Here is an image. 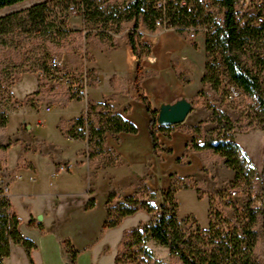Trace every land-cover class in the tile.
Listing matches in <instances>:
<instances>
[{
	"label": "rangeland",
	"instance_id": "rangeland-1",
	"mask_svg": "<svg viewBox=\"0 0 264 264\" xmlns=\"http://www.w3.org/2000/svg\"><path fill=\"white\" fill-rule=\"evenodd\" d=\"M40 1L50 3L51 10L47 21L62 22L61 26L66 30L81 29V16L77 12L70 11L71 5L67 6L64 0H29L13 7L0 8V16L27 8ZM250 3L263 5L264 0H241L238 8L248 6ZM213 11L216 15L215 20L219 21L222 18L223 9L218 7ZM132 24V21L125 23L121 31L115 35L116 39L127 34V28H131ZM140 28L143 33H152L143 18L139 21ZM158 31L160 30L155 32ZM173 31L184 40H189L188 32L175 29ZM88 42L106 47L99 44L93 35L83 37V35L68 34L61 41L52 43L42 35L20 30L0 34V112H3L8 120L5 128L0 127V144L15 142L18 139L22 141L18 143L25 150L34 152L50 141L56 142V139L62 136L66 138L58 127L59 123L61 120L77 117L80 110L85 107L84 91L96 88L97 97H100L101 92H108L109 84L115 85V77H108L107 71L100 66L101 68H98L99 87H96L98 79L93 73L90 74V69L87 67L89 62L93 61L88 51ZM241 46L244 49L241 52V58L252 73L259 76L260 88L264 92V63L260 61L264 58V36L253 40L246 39ZM118 54L123 56L122 51ZM53 56L62 61L61 69L73 76L70 77L72 86L56 81L46 73L49 72V59ZM210 60L215 68V77L219 81L218 92H215L210 84H206L205 94L191 101V114H197V119L188 128L199 125L201 131L205 132L216 127L209 105L225 112L237 126L243 128V130H233L231 136L249 158L255 177L250 184L240 183L232 187L230 183L234 178L233 170L226 167L224 159L210 149L202 150L201 167L195 174L186 177L171 174L166 186L159 185L157 190L149 186L151 178L147 172H142V177L138 173L139 176L136 179L129 178L132 179L130 186L122 183L124 174L129 177V173L125 170H116L111 180L106 176L99 177L98 182L101 186L97 189L110 190L106 202L107 220L94 242L88 248H83L77 264H91V260L95 264H114L112 255L117 248L122 250L119 243L125 231L134 232V234H130L129 246L124 249L127 254L124 264H143L138 256V251L142 249L162 264H181L178 257L171 255L168 247L162 245L155 235L153 226L159 206H164L166 209V224L170 229L176 228L182 231L190 246L194 248L215 250L214 252L221 258L218 264H239L238 255L247 240L242 234L247 221L246 216L251 211L256 213L257 223L253 229L257 235V245L252 264H264L262 225L264 189L259 180V176L264 173V119L260 115L255 98L246 94L229 78L221 52L214 51ZM98 61L100 64L103 63L100 56ZM82 72L87 74V88L83 91L81 100L71 99L73 94H76V90L82 87L81 84H75ZM93 81L96 82L93 83ZM120 84L127 91L128 82L124 80L120 81ZM229 88L238 90L239 94L235 99L224 98ZM134 89L140 93L138 85H135ZM86 107L82 112L86 110ZM189 131L196 141L203 142L202 134L199 135L191 129ZM36 139L45 141V144L36 142ZM12 151L15 158V150ZM6 152L0 149L3 174L6 173ZM66 157H72V155ZM112 157L114 156L108 154L94 160V163L100 168L105 167L104 163ZM30 159L37 166L38 177L31 183L27 179L28 172H22L25 178L15 187V192L23 191L30 195L26 199L16 200V203L21 206L19 208L21 211L26 205L35 211L48 210L44 223L46 227L52 228L51 232L54 234L58 228L56 223L64 227L69 220L70 213L66 208V202L67 204L76 203L78 206L82 204L85 211L92 209L95 194L92 187L88 188L86 195H80L81 197L63 198V196L55 197L54 194H50L56 190V187L78 191L81 182L74 180V176H77L75 171L68 172L70 175L61 179H52L48 157L34 154L30 156ZM21 161L22 159L19 160L18 167L23 166ZM157 176L162 182L166 173L159 172ZM231 190H235L236 194L231 195ZM225 202H231L234 207L225 205ZM247 204L252 207L250 210ZM120 217L122 220L117 226L108 227V224ZM94 234L95 230L89 226L87 235ZM66 245V248L71 250L68 241ZM68 262L70 264L71 259H68Z\"/></svg>",
	"mask_w": 264,
	"mask_h": 264
},
{
	"label": "trees",
	"instance_id": "trees-1",
	"mask_svg": "<svg viewBox=\"0 0 264 264\" xmlns=\"http://www.w3.org/2000/svg\"><path fill=\"white\" fill-rule=\"evenodd\" d=\"M25 0H0V8ZM62 1V0H60ZM67 6L71 5L70 11L77 12L82 19L81 29L66 30L61 23L47 21L51 6L47 1H40L33 5L7 13L0 16V34H8L15 30L25 33L42 35L49 42L56 43L61 41L68 34H77L86 37L93 35L98 43L107 47H116L115 35L121 31L125 23L133 22L132 27L127 30L126 39L133 55L138 61L150 53V46L141 41L139 31V21L143 18L148 29L156 31L155 20L158 12L155 9L156 0H64ZM182 0H170L166 4V14L173 21L174 25L180 27L179 31L184 32V27L204 26L206 63L201 79L203 88L198 91L196 98L205 94L204 86L210 84L215 92H218L219 81L215 77L213 64L210 60L214 51H220L224 66L228 72L229 78L239 86L246 94L252 95L264 119V92L261 91L259 76L253 74L242 60L241 52L244 50L241 46L246 39H254L264 36V4L256 5L254 3L248 6H240L241 0H207V6L203 0H184L186 5H181ZM59 2V1H57ZM69 4V5H68ZM223 9L222 18L215 20V8ZM183 27V28H182ZM114 32V34H113ZM264 63V58L260 60ZM50 71V70H48ZM93 73L90 70V74ZM143 76L141 66L137 67L136 84ZM96 81H93L95 83ZM82 90V87L78 88ZM232 89L238 94L236 88H229L224 98H230ZM78 90V91H79ZM238 96V95H237ZM83 90L80 94H73L71 99L81 100ZM147 110L151 113L149 123V134L152 142L153 154L159 157L163 151L158 138V133L169 136L173 125H160L157 121V111H151L150 102L146 97L139 95ZM213 115V121L216 127L205 132L201 131L199 125H195L192 131L202 134L203 142L201 144L191 137L186 147L192 151H202L210 149L224 159L226 167L234 172V178L230 185L250 184L255 177L254 169L247 155L242 151L241 146L231 136L235 129H241L237 126L225 112L219 110L213 105H209ZM7 116L0 112V127L5 128ZM59 129L62 134L71 140H84L87 142L86 156L90 161L103 157L106 154L113 155V150L107 149L105 139L107 134L118 139V134L136 133L137 129L130 121L125 119L122 114L114 110L108 99L100 102H89L86 110L78 117L69 120H61ZM17 142L0 144V149L6 152L11 145ZM118 160L117 156L110 158L104 163L107 166H114ZM67 165V164H65ZM59 168L60 164H56ZM69 171V169H67ZM264 189V173L259 176ZM220 193V192H219ZM218 193V194H219ZM227 206L234 205L231 202L224 203ZM250 210L252 207L246 205ZM153 229L158 241L168 247L171 255L178 257L181 264H218L221 258L215 250H201L190 246L185 234L176 229H170L166 224V209L159 206L156 210ZM264 215V214H263ZM247 221L242 234L246 237L244 248L238 255L239 264H252V259L257 245V235L253 227L257 223V214L247 213ZM107 220V218H106ZM105 220V221H106ZM121 217L108 224V227L117 226L121 222ZM105 223V222H104ZM263 242H264V217ZM17 220L12 214L9 199L0 198V264L10 255L12 244H21L27 251L32 245L27 242L17 231ZM130 234L134 232L125 231L123 239L119 243L122 250H118L114 264H124L127 260V254L124 249L129 246ZM129 251V250H128ZM138 256L143 264H162L159 260L153 258L144 249L138 251Z\"/></svg>",
	"mask_w": 264,
	"mask_h": 264
},
{
	"label": "crops",
	"instance_id": "crops-1",
	"mask_svg": "<svg viewBox=\"0 0 264 264\" xmlns=\"http://www.w3.org/2000/svg\"><path fill=\"white\" fill-rule=\"evenodd\" d=\"M25 1L6 7H13ZM139 31L142 35L141 41L150 46V53L140 61L133 55L127 43L126 33L116 39V47H100L91 42H88L87 45L88 51L93 57V61H90L87 67L98 79L96 87H99L100 71L98 68L100 66L107 71L108 77H115L116 82L114 86L109 84L108 92H101L100 97H97L96 88L86 91L85 107L88 102H100L107 98L114 110L122 114L137 129L136 133H119L118 139L107 134L105 146L114 151L113 156L118 157L114 166L105 165L100 168L94 163V160L97 159L90 161L86 156V141L71 140L62 135L61 138L56 139V142L50 141L43 148L40 147L34 152L25 150L18 142L7 150L5 154L6 173L4 175L8 180L11 179L9 196L11 211L17 220L18 233L32 245V248L27 251L21 244H12L10 255L4 259L3 264H69L68 259H71L70 264H77L83 248H88L94 242L107 217L106 202L110 190L97 189L101 186L98 182L99 177L106 176L111 180L116 170H125L129 173V177L124 174L122 183L130 186L132 179L129 178L136 179L139 176L138 173L142 177V172H147L151 178L149 186L157 190L159 185L166 186L171 174L177 177H186L195 174L201 167L202 151H192L186 147L192 133L185 128L192 126L197 119V114H191L192 110H190L183 122L173 125L175 128H172L169 136L158 133L163 151L159 153V157H156L153 154L149 134L151 113L147 110L146 105L139 100V95L141 94L149 100L151 111H157L161 103H170L181 97L190 102L195 99L198 91L203 88L201 79L206 63L205 35L198 33L197 38L192 41L184 40L173 30L143 33L140 28ZM119 51L123 52L122 57L118 54ZM99 56L103 60L102 64L98 61ZM138 66L143 69V76L136 84ZM124 80L128 82L127 91L120 84V81ZM135 85L139 86L140 93L134 89ZM85 107L80 110L77 117ZM36 142L45 144V141L37 139ZM198 143L201 144V142ZM12 150H15V158ZM34 154L48 157L52 179H61L70 175L68 172L72 171L77 173L74 180L81 182L78 191H68L56 187V190L50 193L55 197L72 196L74 198L86 195L89 187L95 190L93 207L90 210L85 211L82 204L78 206L76 203L67 204L66 202V208L70 213L69 220L64 227L56 223L58 228L54 234L51 232L52 228L46 227L44 223L48 210L35 211L26 205L21 211L19 209L21 206L16 203V200L26 199L30 195L23 191L15 192V187L25 178L22 172H28L27 179L31 183L38 177L37 166L30 159V156ZM68 155H72V157H66ZM21 159L23 166L18 167ZM56 164H60V166L69 164L70 169L69 171L65 168L59 169ZM159 172L166 173L162 182L157 176ZM14 174H21V179L14 178ZM56 215L58 217V214ZM88 225L95 230L94 235H87ZM66 241H68L71 250L66 248ZM117 251L118 248L112 255L113 263ZM91 264H95L93 260H91Z\"/></svg>",
	"mask_w": 264,
	"mask_h": 264
},
{
	"label": "built area",
	"instance_id": "built-area-1",
	"mask_svg": "<svg viewBox=\"0 0 264 264\" xmlns=\"http://www.w3.org/2000/svg\"><path fill=\"white\" fill-rule=\"evenodd\" d=\"M170 0H156L155 2V9L158 12V16L154 22L156 30H179L180 27L174 25L173 21L167 16L166 14V4ZM203 3L205 6H207V0H203ZM181 5H186V2L184 0L181 1ZM183 28V27H182ZM184 32H188V38L189 40H195L197 38L198 33H203L205 35L206 28L204 26H188L184 27ZM62 61L56 57L53 56L49 59V72H46L50 78H53L56 81H60L65 83L67 86H72V80L70 77H73L69 72L63 71L62 68ZM53 72V73H52ZM51 73V74H50ZM75 84H81L82 87L84 86L83 91L87 88V74L85 72H82L81 76L77 77V81H75ZM74 86V85H73ZM75 87V86H74ZM82 90H76L77 92H80ZM75 92V91H74ZM85 94V91H84ZM238 93L232 89V94L230 98H236ZM49 110V109H47ZM70 169V165H61L59 169ZM21 174L14 175V178L21 179ZM11 184L10 181L6 178V176L2 173V165L0 161V198L6 197L9 199L10 196V190ZM231 195H235L236 191L231 190ZM10 201V200H9Z\"/></svg>",
	"mask_w": 264,
	"mask_h": 264
},
{
	"label": "water",
	"instance_id": "water-1",
	"mask_svg": "<svg viewBox=\"0 0 264 264\" xmlns=\"http://www.w3.org/2000/svg\"><path fill=\"white\" fill-rule=\"evenodd\" d=\"M192 107L191 102L184 98H178L170 103H161L157 109V121L160 125H175L186 118Z\"/></svg>",
	"mask_w": 264,
	"mask_h": 264
}]
</instances>
